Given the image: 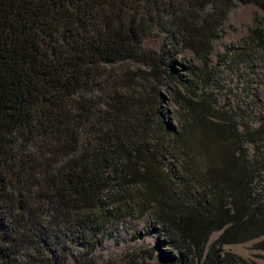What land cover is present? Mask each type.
I'll use <instances>...</instances> for the list:
<instances>
[{"label":"trees","instance_id":"obj_1","mask_svg":"<svg viewBox=\"0 0 264 264\" xmlns=\"http://www.w3.org/2000/svg\"><path fill=\"white\" fill-rule=\"evenodd\" d=\"M247 4L264 10V0H0V264H250L222 247L264 238V157L245 149L264 141V124L240 133L231 115L180 95L191 125L169 132L148 94L179 80L173 53L207 59ZM157 33L165 55L143 46ZM181 151L177 175L165 160ZM145 214L161 227L157 248L97 252L108 227Z\"/></svg>","mask_w":264,"mask_h":264},{"label":"rangeland","instance_id":"obj_2","mask_svg":"<svg viewBox=\"0 0 264 264\" xmlns=\"http://www.w3.org/2000/svg\"><path fill=\"white\" fill-rule=\"evenodd\" d=\"M257 30L261 36L264 35V10L253 4L239 5L228 14L221 37L213 42V52L207 59L201 60L189 51L173 53V59H167L175 62L174 76L179 80L175 81L174 77L171 79L170 75L164 76L165 79L148 94L150 103L153 104L151 112L154 116L160 114L159 120L163 123L165 120L167 127L171 126L169 132L174 130L181 134L186 124L188 128L191 125L188 110L182 101H178L180 95L194 102L206 101L207 106L215 108L214 111L211 110L212 114L223 118L231 115L240 133L244 132L245 127L256 131L264 124V38H259L253 33ZM164 41L165 35L157 33L144 40L143 46L146 50H153L158 54L162 52L161 54L165 55L169 49L164 47ZM169 72L171 73V69ZM195 95L202 96L196 99ZM207 112L201 117L205 119L206 125L207 121L223 124V121L212 119L209 115L205 118ZM257 147L260 155L258 156L264 157L263 141L259 146L251 143L245 146L249 158L254 160ZM176 155L178 156L174 159L165 160V163L168 168L174 169L177 175V172H181L182 175V171L185 174L182 151ZM194 163L199 165L196 161ZM262 167L259 188L260 192L264 193V165ZM198 169L201 174L204 168ZM151 224L150 215L146 214L140 221L126 218L108 227L107 233L97 235L99 238L104 237L103 242L98 245L97 252L103 256L114 257L136 248H157L158 243L163 240V233L161 227L153 230ZM111 234L112 236H109ZM220 236L221 232H217L210 237L207 250ZM263 241L264 238H260L225 245L222 252L234 254L250 264H264V250L258 247ZM165 248L169 249L167 246ZM208 254L209 251L206 252V255ZM204 258L205 256L199 261L207 262Z\"/></svg>","mask_w":264,"mask_h":264},{"label":"bare ground","instance_id":"obj_3","mask_svg":"<svg viewBox=\"0 0 264 264\" xmlns=\"http://www.w3.org/2000/svg\"><path fill=\"white\" fill-rule=\"evenodd\" d=\"M145 215H146V214H145ZM145 215H143V216H138L135 220H136V221H140L141 219H143V218L145 217ZM150 218H151V220H152V224H151L152 229H157L158 227H160V226H159V223H158L156 220H154L153 217L150 216ZM120 222H122V221H120ZM120 222H119V223H120ZM117 224H118V223H117Z\"/></svg>","mask_w":264,"mask_h":264}]
</instances>
